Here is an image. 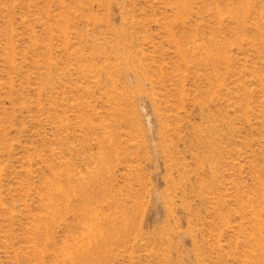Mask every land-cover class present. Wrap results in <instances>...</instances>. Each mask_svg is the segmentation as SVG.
<instances>
[{
  "label": "rangeland",
  "instance_id": "374dc122",
  "mask_svg": "<svg viewBox=\"0 0 264 264\" xmlns=\"http://www.w3.org/2000/svg\"><path fill=\"white\" fill-rule=\"evenodd\" d=\"M0 264H264V0H0Z\"/></svg>",
  "mask_w": 264,
  "mask_h": 264
}]
</instances>
